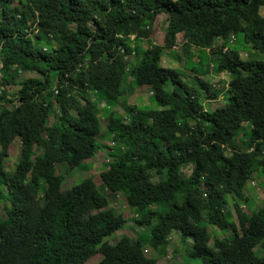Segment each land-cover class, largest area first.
I'll return each instance as SVG.
<instances>
[{
    "label": "trees",
    "instance_id": "1",
    "mask_svg": "<svg viewBox=\"0 0 264 264\" xmlns=\"http://www.w3.org/2000/svg\"><path fill=\"white\" fill-rule=\"evenodd\" d=\"M11 1L0 0V107L12 105L0 111V203H9L0 215V264H85L97 254V264H156L142 247H167L172 232L193 240L187 255L202 264H264V207L247 215L234 203L237 225L224 211L228 195L243 198L253 174L264 177V58L223 51L242 34L264 56V0H26L23 8ZM159 15L166 19L162 44L149 41ZM180 33L183 68L193 60L199 66L189 72L200 91L178 69L160 66ZM132 51L129 63L124 56ZM209 67L229 75L224 103L214 109L202 99L224 92L200 78ZM9 85L19 86L14 95ZM143 87L156 109L128 104V118L110 110L102 127L92 94L111 102ZM243 122L251 151L236 142ZM101 128L117 145L101 183L124 193L138 213L132 221L149 238L105 241L127 220L106 207L92 178L61 189L56 165L69 172L93 158ZM15 138L19 157L8 172L4 159ZM163 205L169 208L160 211ZM202 222L229 236L212 239Z\"/></svg>",
    "mask_w": 264,
    "mask_h": 264
},
{
    "label": "rangeland",
    "instance_id": "2",
    "mask_svg": "<svg viewBox=\"0 0 264 264\" xmlns=\"http://www.w3.org/2000/svg\"><path fill=\"white\" fill-rule=\"evenodd\" d=\"M11 5L19 6L23 8L25 6L26 0H12ZM260 14L264 16V8L260 9ZM165 16L159 15L153 25V32L151 33L150 40L151 43L162 44V35L165 27ZM133 36V35H132ZM134 38V36H133ZM149 41H143L142 46L146 47ZM154 41V42H153ZM176 42L179 45H176L171 50H165L162 54V60L160 66L164 68H175L178 69L181 73L180 77L182 80L190 87H194L197 90H201L199 84L193 77V73L191 71L192 67L198 66L195 62H188L186 65V69L183 68V52L181 51V44L183 42V36L178 34L176 36ZM132 42H130L131 45ZM216 45L220 44V40H216ZM43 45V44H42ZM42 47H46L43 45ZM226 47L228 49H233L238 51L240 58L242 60H251V59H263L264 56L258 54L253 51L248 45L243 42V35L238 34L232 39V43H227ZM191 52H196V48H193ZM203 55L207 56V51L203 53ZM197 60V56H195ZM194 57V58H195ZM206 63V62H205ZM209 65V63H208ZM205 65H203V69ZM129 67V66H128ZM199 67V66H198ZM209 73L201 76L200 78L205 81L212 89H223V94H220L216 100L212 102L203 101V107L206 109H214L217 106L222 105L224 102V95L226 92L227 84L229 81V75L226 72L215 73L211 67L208 68ZM33 75V74H31ZM26 76L24 74H20V78L17 80H22ZM131 77H128L127 80H131ZM17 80L14 79V82L17 83ZM126 88V86H125ZM19 89L16 86L9 85L7 87V91L10 95H14L16 91ZM165 90L170 91L171 86L168 84L165 86ZM129 92V91H128ZM102 113L99 115L101 120V125H104V114L110 110L116 112L122 118H128L129 113H127L126 106L135 105L138 108H150L156 109V105L152 102V92L149 91L147 87H143L140 89H135L131 94L127 92L120 96L117 100L107 102L101 94H95L92 96ZM12 105H5L0 107V111L4 109L10 110ZM74 114V112H72ZM54 122L52 116L48 119L47 124L50 125ZM249 124L247 122H243L240 125L239 131L236 135L237 142L240 143L241 150H249L247 134L249 131ZM96 143L101 146V148L95 153L93 158L85 160L82 162L81 166L72 171H66V167L64 165H56V174H60L62 176V190H67L71 188L73 185L78 184L85 178H92L95 185L98 188V191L105 197L107 201V206L115 210L118 214H121L127 223L122 230L116 231L111 236L105 238V241H108L110 244H115L123 235L135 239L139 234H143L145 238H149V231L147 227H139L134 224L132 221L133 218L138 216V213L131 207L126 204L125 195L122 192L119 193H111L104 189L99 174L101 171L105 169V164L112 161L114 158L112 154H116L117 145H114L111 140V135L103 128H101V132L99 136L96 138ZM105 146V148H103ZM111 148L113 151H109ZM20 151V143L17 138L13 140L11 145L7 150V156L4 159L5 169L8 172H12L17 164L18 157ZM38 153V152H36ZM182 173L185 175H189L191 171V167L187 165H182ZM263 176L259 174H253V177L250 181L247 182L244 188V197L238 198L236 196L228 195L226 197V205H224V211L228 214L229 221L234 222L237 225L236 214L234 211V203L239 205V207L249 215L252 211L260 209L264 207V192H263ZM154 180H157L154 178ZM4 198H7V191L3 190ZM3 206H9L8 202L0 203V215L5 216V212ZM153 206H151V209ZM168 205H163L160 207V211H164L168 209ZM152 210H155L152 209ZM202 225H205L212 239L214 238H223L229 236V231H220L216 227L210 226L205 222H202ZM170 242L167 247H157L153 248L149 244H146L142 247V251L147 257H151L156 260V264H202L199 258H191L187 255L188 251L192 249L193 240L187 237L184 241H182L179 233L172 232L170 237ZM256 254L261 256L262 254L256 250ZM101 259V255L97 254L90 257L85 264H97Z\"/></svg>",
    "mask_w": 264,
    "mask_h": 264
},
{
    "label": "built area",
    "instance_id": "3",
    "mask_svg": "<svg viewBox=\"0 0 264 264\" xmlns=\"http://www.w3.org/2000/svg\"><path fill=\"white\" fill-rule=\"evenodd\" d=\"M234 37H232L231 39H230V43H232V39H233ZM129 40H130V42H132V40H133V36L132 35H130L129 36ZM130 48L132 49L133 48V43H131V45H130ZM228 48L225 46V47H223V51H226ZM120 52L121 53H124V50L123 49H120ZM132 54H133V51L131 52V54H125V56H124V59L125 60H127L129 63H131V61H132ZM236 142H237V140H236ZM238 144H239V146H240V143L239 142H237ZM252 149L251 148H249V150L248 151H251Z\"/></svg>",
    "mask_w": 264,
    "mask_h": 264
},
{
    "label": "crops",
    "instance_id": "4",
    "mask_svg": "<svg viewBox=\"0 0 264 264\" xmlns=\"http://www.w3.org/2000/svg\"><path fill=\"white\" fill-rule=\"evenodd\" d=\"M182 35V34H181ZM183 36V35H182ZM161 58H162V56H161ZM160 60H162V59H160ZM160 63H161V61H160Z\"/></svg>",
    "mask_w": 264,
    "mask_h": 264
},
{
    "label": "clouds",
    "instance_id": "5",
    "mask_svg": "<svg viewBox=\"0 0 264 264\" xmlns=\"http://www.w3.org/2000/svg\"><path fill=\"white\" fill-rule=\"evenodd\" d=\"M92 95H95V94H92Z\"/></svg>",
    "mask_w": 264,
    "mask_h": 264
}]
</instances>
